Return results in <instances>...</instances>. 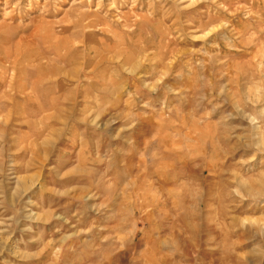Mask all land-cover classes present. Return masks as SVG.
Here are the masks:
<instances>
[{"label": "rangeland", "instance_id": "1", "mask_svg": "<svg viewBox=\"0 0 264 264\" xmlns=\"http://www.w3.org/2000/svg\"><path fill=\"white\" fill-rule=\"evenodd\" d=\"M256 260L264 0H0V264Z\"/></svg>", "mask_w": 264, "mask_h": 264}, {"label": "bare ground", "instance_id": "2", "mask_svg": "<svg viewBox=\"0 0 264 264\" xmlns=\"http://www.w3.org/2000/svg\"><path fill=\"white\" fill-rule=\"evenodd\" d=\"M249 190V189H247ZM245 189H237V194L239 197H241L243 200L246 199L247 197L249 198V195L246 194V191ZM245 191V192H244ZM257 191V190H256ZM260 191V190H259ZM248 192V191H247ZM251 196V195H250ZM261 196H263L262 192H258V195L256 194V196L254 197L253 195L251 196V198H254V199H258L260 198ZM205 232V235L207 236H211L212 233L210 232L209 230V227H205V229L203 230ZM232 234V232H230ZM238 244V243H237ZM257 261V260H256ZM255 264H261L259 261H257Z\"/></svg>", "mask_w": 264, "mask_h": 264}]
</instances>
